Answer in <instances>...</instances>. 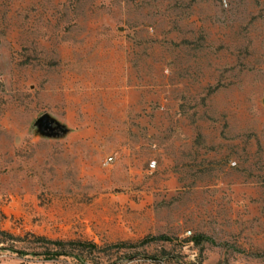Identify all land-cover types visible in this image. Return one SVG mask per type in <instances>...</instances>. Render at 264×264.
Here are the masks:
<instances>
[{"label":"rangeland","instance_id":"374dc122","mask_svg":"<svg viewBox=\"0 0 264 264\" xmlns=\"http://www.w3.org/2000/svg\"><path fill=\"white\" fill-rule=\"evenodd\" d=\"M0 232V264H264V0H0Z\"/></svg>","mask_w":264,"mask_h":264},{"label":"trees","instance_id":"16d2710c","mask_svg":"<svg viewBox=\"0 0 264 264\" xmlns=\"http://www.w3.org/2000/svg\"><path fill=\"white\" fill-rule=\"evenodd\" d=\"M3 234L4 233L0 232V235ZM161 238L162 237H159V239ZM36 241L45 246L46 250H48L47 253H49L51 256H54L55 258L60 256H71L69 255V253H66V249L78 250L80 252H88L90 254L97 250V246L95 244L85 242L51 241L42 237L36 239ZM145 242L147 241L142 242V244H145ZM48 246H51L50 250L48 249Z\"/></svg>","mask_w":264,"mask_h":264},{"label":"water","instance_id":"95a60500","mask_svg":"<svg viewBox=\"0 0 264 264\" xmlns=\"http://www.w3.org/2000/svg\"><path fill=\"white\" fill-rule=\"evenodd\" d=\"M39 122L41 123V125L44 127V128H49L50 125L48 124V122L46 121V118L45 117H42Z\"/></svg>","mask_w":264,"mask_h":264},{"label":"built area","instance_id":"2783aa9c","mask_svg":"<svg viewBox=\"0 0 264 264\" xmlns=\"http://www.w3.org/2000/svg\"><path fill=\"white\" fill-rule=\"evenodd\" d=\"M110 160H111V158L108 159V161H110Z\"/></svg>","mask_w":264,"mask_h":264}]
</instances>
